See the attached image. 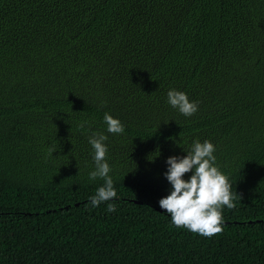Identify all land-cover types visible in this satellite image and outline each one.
<instances>
[{
	"label": "trees",
	"instance_id": "obj_1",
	"mask_svg": "<svg viewBox=\"0 0 264 264\" xmlns=\"http://www.w3.org/2000/svg\"><path fill=\"white\" fill-rule=\"evenodd\" d=\"M93 132L114 212L90 202ZM194 138L241 196L210 238L158 203ZM0 264H264V0H0Z\"/></svg>",
	"mask_w": 264,
	"mask_h": 264
},
{
	"label": "clouds",
	"instance_id": "obj_2",
	"mask_svg": "<svg viewBox=\"0 0 264 264\" xmlns=\"http://www.w3.org/2000/svg\"><path fill=\"white\" fill-rule=\"evenodd\" d=\"M167 103L185 117L193 116L199 107L198 101H191L186 92L176 89L167 92ZM103 120L107 125V133H124L125 126L118 118L105 112ZM107 140L108 135L102 132H93L88 138L94 163V170L88 174L89 180L101 178L104 181L103 186L98 187L95 195L90 197L92 207L117 197L114 181L109 175L112 169L107 162ZM54 151H57L56 147L50 146L48 155L52 156ZM215 151V145L209 140L201 142L194 138L189 148L184 150L186 155L169 156L166 159L167 170L163 175L171 185V190L158 201L159 207L170 214L175 227L205 238L223 232V207L234 209L237 198L241 199L240 195L232 191L229 177L218 166ZM153 154L150 161L159 155V149ZM186 173H191L187 180L184 179ZM115 210L114 203H107L108 212Z\"/></svg>",
	"mask_w": 264,
	"mask_h": 264
}]
</instances>
